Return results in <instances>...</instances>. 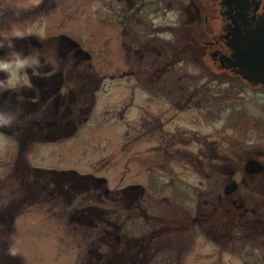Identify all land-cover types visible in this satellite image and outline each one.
Returning <instances> with one entry per match:
<instances>
[{
	"label": "flooded vegetation",
	"instance_id": "1",
	"mask_svg": "<svg viewBox=\"0 0 264 264\" xmlns=\"http://www.w3.org/2000/svg\"><path fill=\"white\" fill-rule=\"evenodd\" d=\"M90 3L105 12L92 16L91 23L104 30L92 32L89 39L77 35L79 27L66 25L60 18L56 31L27 29L25 38L16 41L25 54L31 47L51 63L32 77L33 87L19 91V99L16 92L0 96V107H13L17 112L13 125L0 127V134L17 145L10 172L0 177V183H16V193L21 194L17 199L27 204L23 213L36 198L35 203L42 205L92 196L95 204L89 201L69 217L81 230L102 224L84 264H149L170 249H177L173 256L181 259L191 244L192 229L205 235L208 212L223 206L232 213L235 231H244L240 240L247 238L256 250L264 247V154H252L236 163L225 156L220 139L224 85L240 80L248 88L264 86H251L228 62L233 54L230 44L237 42L234 34H244L264 17V0ZM3 17L0 31L6 22ZM28 30L33 34H27ZM114 87H119L120 94ZM132 108L137 113L129 123ZM238 114L234 110L235 125ZM105 127L111 134L105 143H96L94 151L100 157L87 173L77 168H40L28 160L34 145L64 144L82 132H99ZM198 141L201 146L195 152L192 142ZM249 160L260 166L247 169ZM192 173L199 181L194 191L198 196L206 193L205 182L213 178L226 182L215 203L204 200L210 209L195 217L188 207ZM156 176L162 183L153 188L148 182ZM176 184L183 186L184 195L179 191L177 198L185 204L184 209L178 207L176 222L172 223L174 218L168 224L159 221L150 231L141 229L132 235L135 222L148 219L144 199L159 198L161 204L170 206ZM243 219L248 228L242 227ZM173 240L175 244H170Z\"/></svg>",
	"mask_w": 264,
	"mask_h": 264
},
{
	"label": "rangeland",
	"instance_id": "2",
	"mask_svg": "<svg viewBox=\"0 0 264 264\" xmlns=\"http://www.w3.org/2000/svg\"><path fill=\"white\" fill-rule=\"evenodd\" d=\"M97 7L100 6L90 3V0H0V16H4L3 20L6 21L4 30L9 24H15L24 30L45 28L48 32L56 31L57 20L62 18L66 25L74 24L79 27L80 32L77 35L86 40L92 32L104 30V27L91 23L95 13L103 15L105 12ZM114 90L120 94L119 87H114ZM223 92L224 120L220 139H223L225 156L236 159L238 163L252 154H264V86L252 89L246 87L240 80L232 81L231 86L224 85ZM103 98L105 95L100 100ZM234 110L239 112L237 125L234 123L236 120V116L233 115ZM136 113V108L129 110L127 115L129 123L134 121ZM212 128L214 133L215 125ZM109 131V128L105 127L99 132H82L76 139H70L64 144L40 147L34 145L27 156L28 160L33 166L40 168H77L80 172L87 173L88 169L92 168L91 164L96 163L100 157L94 151L96 143H105V138L108 139L111 134ZM211 138L215 139L216 135L212 134ZM196 142H192V149L195 152L201 146L199 141ZM16 150V143L0 134V177H7L9 174L12 160L16 157ZM191 175L189 182L193 187V195L191 205L188 207H191L192 217H195L201 210L210 209L211 202L215 203L217 193L226 182H218L213 178L204 184L207 188L206 193L198 196L194 191L195 187L199 186V181L195 179L193 173ZM5 182V188L0 191V211L2 207L5 208L11 201L21 196L20 193H16L15 182ZM161 183L156 176L152 177L148 185L155 188ZM174 188L177 192L171 197L170 203H173L170 206L161 204L159 198L144 199V206L149 208H147L148 219L145 217L138 219L135 222L138 229L131 227L132 235H138L141 229L143 232L150 231L159 225V221L161 224L163 222L168 224L169 219L174 218L172 223L176 222L175 214L179 212L178 207L184 209L185 204L182 203V198H177V193L179 191L182 193L184 190L183 186L176 184ZM204 200L210 204L206 206ZM89 201L95 204L92 196H79L72 203L59 200L57 204L51 202L35 204L18 216L9 227L10 241L23 263L84 264L89 255L91 241L94 235L100 232L99 228L102 224L99 228L84 227L81 230L75 220L70 222L69 217L73 210L84 207ZM178 201L182 204L178 205ZM100 206L104 207L103 204ZM222 221L224 224L223 218ZM180 222L183 223L182 217ZM197 230L192 229L191 244L189 249L186 248L185 255H182L181 259L175 257L177 249H170L160 252L157 256L159 260L149 264H264V247H258L256 250L247 238L240 240L244 231L228 233L229 237L224 232L217 237L216 232L210 233L215 230L212 227H207L206 235L201 231L196 232ZM174 242L173 240L170 244H175Z\"/></svg>",
	"mask_w": 264,
	"mask_h": 264
},
{
	"label": "clouds",
	"instance_id": "3",
	"mask_svg": "<svg viewBox=\"0 0 264 264\" xmlns=\"http://www.w3.org/2000/svg\"><path fill=\"white\" fill-rule=\"evenodd\" d=\"M27 34H33L31 30ZM39 36V33H35ZM26 31L15 24L0 31V96L5 92H16L19 99V91L23 88L33 87V76L44 72L51 62L37 51L29 48L27 54L16 46V41L23 39ZM30 70V71H29ZM51 71V68H48ZM17 120V112L13 107H0V127H9ZM13 251H15L13 249Z\"/></svg>",
	"mask_w": 264,
	"mask_h": 264
},
{
	"label": "water",
	"instance_id": "4",
	"mask_svg": "<svg viewBox=\"0 0 264 264\" xmlns=\"http://www.w3.org/2000/svg\"><path fill=\"white\" fill-rule=\"evenodd\" d=\"M234 37L237 42L230 44L233 49L232 56L228 58L230 67H234L235 73L251 86L264 85V17L244 34L239 31ZM257 164L260 166L257 161L249 160L246 167Z\"/></svg>",
	"mask_w": 264,
	"mask_h": 264
},
{
	"label": "trees",
	"instance_id": "5",
	"mask_svg": "<svg viewBox=\"0 0 264 264\" xmlns=\"http://www.w3.org/2000/svg\"><path fill=\"white\" fill-rule=\"evenodd\" d=\"M5 186L6 183H4V185L0 183V191H2ZM37 199L38 198L32 199L31 205L35 204V202L38 201ZM26 205L27 204H25L24 199H15L11 201V203L5 208L2 207V210L0 211V264H24L19 254L16 251H13L14 247L13 243L10 241L11 235L9 227L11 223L22 214V211L25 209ZM226 209L227 207L223 206L222 208H218L217 211L208 212V215L205 218V223H207L205 225L215 229L210 233L214 234L216 232L217 237L221 234L220 232H226L227 236L229 237L228 233L235 232L236 229V222H234L231 217L232 213L227 212ZM222 218L225 221L224 224L222 223ZM240 223H242L243 228H248V225H246V223H248L247 219H243L240 221Z\"/></svg>",
	"mask_w": 264,
	"mask_h": 264
}]
</instances>
